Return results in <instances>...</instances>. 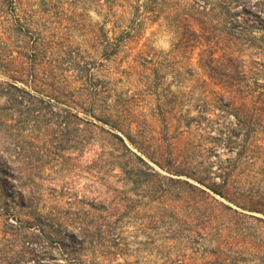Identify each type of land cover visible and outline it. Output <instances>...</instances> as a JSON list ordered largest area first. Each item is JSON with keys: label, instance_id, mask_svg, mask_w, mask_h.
<instances>
[{"label": "trees", "instance_id": "16d2710c", "mask_svg": "<svg viewBox=\"0 0 264 264\" xmlns=\"http://www.w3.org/2000/svg\"><path fill=\"white\" fill-rule=\"evenodd\" d=\"M20 2L0 0V179L9 183L11 194L0 213L20 220L3 239L9 248L3 245L0 257L8 264L26 258L41 264H97L95 258L119 254L125 245L122 220L111 219L108 209L126 197L112 195L117 189L103 177L118 168L132 185L151 187L150 201L161 206L157 222L173 219L169 232H185L187 239L211 237L214 244L200 249L204 264H233L226 256L232 251L229 238L235 215L244 213L232 206L240 204L230 185L232 172L264 155V79L259 77L264 74V9L249 19L240 14L250 13L243 0H102L104 20L91 28L85 43L51 45L29 29ZM152 24L173 36L171 51L162 58L148 36L138 45ZM194 52L196 67L207 78L202 83L220 87L205 92L203 102L213 101L226 119L218 138L233 154L223 160L213 149L217 136L207 147L202 135H192L187 123L185 129L173 126L177 118L161 109L156 114L162 137L174 141L166 144L169 151L158 145L148 151L143 124L127 119L115 93L117 78L155 77L168 59L176 73L177 58L191 59ZM185 70L193 73L191 65ZM259 162L257 173L264 174V161ZM83 166L89 172L81 178ZM78 178L95 194L91 210L61 211ZM134 206L132 201L125 205L124 213ZM247 208L264 214L260 207ZM51 248L60 261H50Z\"/></svg>", "mask_w": 264, "mask_h": 264}, {"label": "rangeland", "instance_id": "374dc122", "mask_svg": "<svg viewBox=\"0 0 264 264\" xmlns=\"http://www.w3.org/2000/svg\"><path fill=\"white\" fill-rule=\"evenodd\" d=\"M102 0H21L20 9L21 16L26 19L29 29L35 31L41 40L51 43V45H81L90 37L89 31L97 23L104 20L105 7ZM250 13L241 10L240 14L253 19L258 14L259 9H264V0H243ZM240 6H238V9ZM255 13V14H254ZM23 21V20H22ZM25 21V20H24ZM153 30V33H150ZM143 38L139 44L144 41V37L148 36L155 52L162 58L166 56L172 48V33L163 27H157L156 24L149 26L143 34ZM195 51H198L195 49ZM191 59L177 58L179 63H175L177 72L173 71L170 66L172 60L163 62L158 75L155 77H145L137 74L123 75L117 78L119 81L115 83V93L118 94L121 101V109L128 117L138 123L143 124L145 142L143 145L151 151L153 146H161V151H169L166 145L174 140L171 137H162L161 127L162 120L157 111L159 109L169 111V115H174L176 121L173 126L185 129L184 124H188V129L195 137L200 134L203 144L207 147L213 145V149L219 154L220 158L225 159L233 154L223 145V138H218L222 127V123L226 119L219 116L218 109H215V103L210 100L203 102L204 93L208 90H219L220 87L213 83L206 85L202 83V79L206 76L196 67L197 56L191 55ZM259 57V55H257ZM261 57V56H260ZM55 56L53 55V58ZM176 59V60H177ZM162 60V59H161ZM53 63V62H52ZM65 64V63H64ZM63 64V65H64ZM125 66V63L122 62ZM179 65L183 68H179ZM191 65L193 73L188 74L185 66ZM60 71V70H58ZM260 80L264 79V74H260ZM210 97V96H209ZM207 108L206 114H201V109ZM119 109V108H118ZM171 113V114H170ZM167 115V114H166ZM143 122V123H142ZM263 137V135H261ZM164 138V139H163ZM220 139V140H218ZM187 141V140H186ZM146 148V149H148ZM264 161V155L260 156L253 162L248 164H240L235 167L232 172L230 185L233 189L234 197L240 204H232L237 211L244 213L243 215H235L233 231L229 241L232 243L231 253L226 256L233 261V264H264V223L255 217L264 219L262 212L247 208L251 206L260 207L264 211V174L259 172V161ZM160 172L166 173L154 163L151 162ZM84 170L80 175L85 177L89 172L88 168L83 166ZM100 177L102 175L100 174ZM105 180L117 189V193L112 195H120L126 197V201L120 205L115 203L110 206L108 212L111 213L110 218H121L122 220V238L124 239V247L118 252L115 249H109V253L104 258H95L97 264H204L205 255L201 254L202 244L212 246L214 243L211 237L201 240L199 237H193V249L188 248L185 232H169L167 227L169 221H173L167 214V224L163 225L158 221L159 210L161 206L156 202H151L150 198L153 194L151 187L147 185H132L118 168H114L103 174ZM1 178V174H0ZM78 178L72 187L73 195L64 196L60 204L61 211L87 212L91 210V200L95 196L93 190L82 187L85 180ZM76 179V177L74 178ZM9 183L0 179V206H8L11 201L9 194ZM217 196V195H216ZM222 200L221 197L217 196ZM71 199V200H70ZM117 199V198H116ZM65 201H71L67 204ZM118 201V200H117ZM134 202L135 206L127 213H124L125 205ZM7 202V205L4 204ZM115 202V201H114ZM247 205V207L241 206ZM123 212V213H122ZM108 214V213H107ZM253 215V216H250ZM26 232H32L29 225L21 223ZM175 226V222L172 223ZM19 218L9 217L0 213V248L8 249L9 243L3 239H9L8 233L12 232L14 226H19ZM171 227V225L169 226ZM2 239V240H1ZM27 241L29 239H26ZM25 241V242H27ZM34 249L38 246L31 243ZM4 255V254H2ZM10 253L7 255L9 257ZM49 255L52 257L50 261H60L57 258L58 253L55 248H51ZM7 259L0 257V264H8ZM180 262V263H179ZM19 264H41L35 259L20 260Z\"/></svg>", "mask_w": 264, "mask_h": 264}]
</instances>
